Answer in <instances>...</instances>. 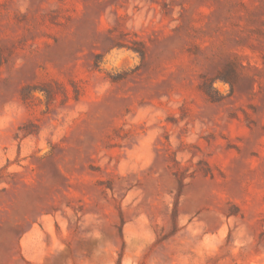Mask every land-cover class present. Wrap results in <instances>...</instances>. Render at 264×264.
I'll return each mask as SVG.
<instances>
[{"label":"rangeland","instance_id":"rangeland-1","mask_svg":"<svg viewBox=\"0 0 264 264\" xmlns=\"http://www.w3.org/2000/svg\"><path fill=\"white\" fill-rule=\"evenodd\" d=\"M0 264H264V0H0Z\"/></svg>","mask_w":264,"mask_h":264}]
</instances>
